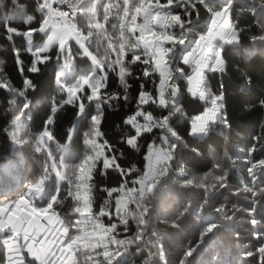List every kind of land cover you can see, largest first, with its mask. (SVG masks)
Segmentation results:
<instances>
[{"label": "trees", "instance_id": "16d2710c", "mask_svg": "<svg viewBox=\"0 0 264 264\" xmlns=\"http://www.w3.org/2000/svg\"><path fill=\"white\" fill-rule=\"evenodd\" d=\"M115 2V0H113ZM122 4V0H120ZM165 0H161L164 3ZM255 6V11L251 6ZM200 7V15L195 13L191 19L194 21V30L190 38L196 40L206 31L209 14ZM37 0H0V83L7 81L15 89L24 88L25 79L31 80L34 88L27 90V102L29 107L22 109L24 97L16 96L7 87H0V201L13 200L27 191L31 182H34L42 172L48 152L56 158L61 159L67 145L65 163L69 166L79 163V160L71 159V156L83 157L91 154L90 145L85 143V133L90 131L91 116L96 115V100L89 102L86 97L91 95V89L84 86V92L78 93L86 105L88 118H77L78 103L66 104L68 99L66 92L62 91L56 81V74L60 65L63 64L62 56L57 59L58 46L52 47L47 55L50 60L38 65L39 72H30L33 57L25 51V38L15 36L13 44L7 39L4 28L6 19H13L12 27L26 31L28 27L38 28L41 20L36 11ZM21 9L24 12H21ZM35 17L31 25L21 23L27 16ZM102 15V13H101ZM233 23L238 25L241 31L240 45L252 47L253 55L243 58V55L234 54L231 46H225L222 55L225 59V71L205 72L208 87L215 94L223 93L224 112L228 121L227 125L222 123L212 124L208 133L202 136L190 135L191 121L195 116L202 114L211 106L198 97H193L188 91V81L180 79L177 87L180 89V103L184 115L180 119L173 118V129L182 138L183 147L177 148V154L171 162L166 188L154 199L150 197L149 217L144 241L127 245L125 258L128 264H145L150 253H157L163 248L164 257L152 255L150 264H180L184 252L189 247H197L198 251L193 253L196 264H259L257 257H245L246 250L255 251L258 241L253 236V226L249 223V213L246 211L250 206H255L256 218L264 217V175L257 167L255 177L249 174L248 168L254 163L264 160V105L260 100L264 99V44L254 37L264 35V12L260 9V0H234ZM103 22V21H101ZM139 18L137 23H139ZM117 25L116 29L112 25ZM119 20L115 15V9L105 23V29L109 37L118 41ZM77 27L84 35H87L88 26L85 17L80 16ZM139 35V32L136 33ZM44 34L34 33L33 42L43 43ZM94 43L89 50L100 61V65L93 64L89 57L77 55L80 51L79 45L74 40L69 41L74 59L73 66L76 76L92 72L94 76H107L106 87L99 90L101 99L104 94L119 93L117 99L101 103L99 112L100 136L96 137L97 144L107 145L103 148V155L96 161L92 173L91 197L92 211L95 215L104 208L111 213L109 216L100 217L101 222L107 226L117 223V229L113 234L117 240L132 239L137 231V224L129 217L128 230L120 224L115 215V197L122 195L121 192H113L108 196L111 189H119L121 185L127 188H138L135 183L146 171L148 161L149 145L160 144L161 129L154 128L152 132H145L137 139V148H132L126 143L129 136L135 135V129L126 125L124 121L137 110V98L141 91L140 85H145L146 91L156 95V86L159 84V74L152 73L149 77L143 75L145 68L149 65L128 62L132 59V53L124 57V64L131 75L125 79L130 85L127 91L128 100L123 98L124 88L120 82L119 66L115 70L108 67L111 60H115L114 53L107 48L108 39L93 37ZM169 46V45H167ZM20 50L19 59L22 64L17 63L15 50ZM107 53V57H106ZM184 69L185 75L192 74V66L179 65ZM246 77H251V85H246ZM222 85V87H221ZM15 99L16 103L12 101ZM55 108V112L53 109ZM146 111L155 117L167 115V110L160 109L157 105L146 106ZM19 116V120L16 117ZM51 117L52 123L48 125L54 139L41 146L38 137L43 132L45 122ZM16 120L15 123L13 121ZM71 136V140L68 137ZM179 143V142H178ZM22 144L25 146L23 147ZM41 147V151H37ZM111 148V151H109ZM195 149L196 151H193ZM115 156L116 163L124 170L115 168L104 169V157ZM68 179L73 181L70 185L68 180L57 181L55 173L47 182L50 192L55 194L56 185L59 184V204L54 205L57 212L65 219V222H74L75 216L72 208L76 202L68 195L71 190L75 192V178L71 169L66 168ZM207 175L205 187L197 184L185 185L184 180L192 177H203ZM226 175L224 186L221 187L215 177ZM251 189L252 191H246ZM255 193V195H253ZM223 208L222 213H217L216 208ZM130 209L135 205L130 204ZM188 209V211H184ZM195 210V211H193ZM183 213V215H181ZM225 214L230 217L225 219ZM147 218V217H146ZM211 220L218 225L213 239L204 244L200 234L206 226L205 221ZM258 230L264 231V224L256 226ZM70 235H75L76 230L70 228ZM154 234V235H153ZM140 248L137 251V248ZM116 245H110V250L115 251ZM123 251V249H121ZM3 247L0 245V254ZM102 248H97L90 254L93 259H88L89 253L78 252L76 264H93L98 261L104 264V257L96 255L102 253ZM193 257H189L191 260ZM121 257H117L113 264Z\"/></svg>", "mask_w": 264, "mask_h": 264}, {"label": "snow or ice", "instance_id": "6c2138e0", "mask_svg": "<svg viewBox=\"0 0 264 264\" xmlns=\"http://www.w3.org/2000/svg\"><path fill=\"white\" fill-rule=\"evenodd\" d=\"M233 3L234 0H165L164 3H161V0H122V4L120 0H115V2L113 0H37L36 11L41 16L38 28L28 27L26 31H21L11 26L14 22L13 19L4 21L9 41L15 44V36L25 38V51L31 53L33 57L32 65L28 69L30 72H39L38 65L51 59L47 53L53 45H57V59L61 56L64 57V63L60 65L56 74L58 85L68 95V99L64 103L74 104L80 101L77 118L87 119L86 105L78 95V93L84 92V86L87 85L91 89V95H88L86 99L89 102L97 101L98 112L91 116L90 131L85 133V143L90 145L91 154H85L82 158L79 156L69 157L79 160V163L69 166L63 158L57 161L52 153L48 152L42 172L34 182L29 184L27 191L14 200L0 201V245L3 247L0 264H76L78 252L89 253L88 259L92 260L93 257L90 253L97 248L103 249L102 253H96V255L104 257V264H113L117 257H121L117 264H128L125 258L127 245L144 241L148 219H150L148 207L151 202L150 197L154 199L166 188L168 180L165 177L168 176L171 162L177 154L178 146H184L182 138L172 126L174 117L178 120L184 115L177 81L186 79L188 81L187 91L193 97H198L211 105L202 114L192 119L190 135H206L211 125L217 122L228 124L224 112L223 93L215 94L211 91L205 72L223 73L225 71V59L222 55L225 46H231L233 53L242 54L243 58L253 55L252 47L245 48L240 45L242 30L233 23ZM62 6H67V10H64ZM199 6H202L209 14V22L206 31L198 39L193 40L189 35L194 30V21L191 17L194 13L197 17L200 15ZM251 7L255 11V6ZM113 9H115V15L119 20L118 41L109 37L107 29H105V23L108 22ZM260 9L264 12V0H260ZM21 12L23 13L24 10L21 9ZM77 13L87 20V35H84L77 27ZM138 18L139 23H137ZM34 19V16L27 15L21 20V23L31 25ZM261 23H264V19L261 20ZM112 28L116 29L117 25H112ZM137 32L139 35H136ZM34 33L44 34L43 43L33 42ZM94 36H103L108 39L107 48L116 56L115 60L108 63V67L115 70V67L119 66V77L124 88L123 98L125 101L128 100L127 91L130 87L125 77L131 75L124 64V57L128 52L132 53L129 64L141 61V56L145 57L141 61V63L149 65L143 71L145 77H149L152 73L159 74L156 95L154 96L151 91H146L145 85L142 83L136 101L137 110L133 115L128 116L124 123L135 129V135L126 139V143L130 147L137 148V139L140 135L152 132L154 128L162 130L159 137L160 144L157 145L154 141L149 145L148 155L145 156L148 161L146 171L135 181L139 185L138 188L125 189V186L121 185L119 189L107 190L109 197H112L113 192L123 193L115 197V215L119 223L125 226L124 230H128L129 217L137 224L135 236L128 240H117L113 235L117 229V223L105 226L101 222L100 217L103 216H109L111 219V213L105 211L104 208H101L95 215L92 211L91 184L89 182L92 179L96 161L103 155V148L107 145V141L104 142V145H99L96 141V137L101 135L99 123L102 113L99 112V109L101 103H107L108 100L117 99L120 96L119 93H105V99H101L99 90L106 87V75L97 78L94 76L93 70L76 76V69L72 64L74 56L68 42L70 39H74L80 49L77 55L89 57L93 64L102 67L100 61L89 50L94 43ZM253 39L264 44V35ZM14 50L17 63L22 64L19 59L20 50L16 48ZM181 62L184 65L192 66V74L185 75L184 69L179 66ZM251 83V77H246V85H251ZM0 87H7L16 96L24 97L21 102L22 109L29 107L26 93L29 88L35 87L31 80L25 79L22 90L13 88L7 81L0 83ZM12 102L16 103L15 99ZM149 103L156 104L162 110H167V115L157 118L153 117L151 112L146 113L141 106ZM260 104L264 105V99L260 100ZM53 112H55V108ZM137 117H143L144 123H140ZM16 120H19V116L16 117ZM51 123L52 119L49 117L45 122L43 132L38 137V144L41 146L54 139L48 128ZM68 139L71 140V136ZM61 147L67 149V145ZM37 151H41V147H37ZM193 151L196 150L193 149ZM153 156H155V163H153ZM116 159L115 156H105L103 167L104 169L115 168L120 170L123 175L124 170L116 163ZM69 167L75 178V192L70 190L68 195L72 196L76 202L75 207L72 208V214H78V216H75L74 222L66 223L54 208V205L60 203L58 200L59 184L56 185L55 194H52L47 182L51 179L52 173H55L57 181L68 180V183L72 185L73 181L68 179L65 173V169ZM257 167L262 170L261 174L264 175V160H260L248 168L249 174L253 177H255ZM215 179L223 187L226 175L217 176ZM206 180L207 175L186 178L183 182L188 186L195 183L200 187H205ZM246 191L252 190L246 189ZM261 192H264V188L261 189ZM130 204L135 205V208L130 209ZM184 211L186 212L188 209ZM215 211L222 213L224 209L216 208ZM246 211L249 213V223L253 226L252 234L259 243L255 247V251L246 250L244 255L245 257L258 256L259 264H264V231L256 228L258 224H264V217L259 220L256 218L254 215L257 213L255 206H250ZM228 218L230 217L225 214V219ZM205 225L200 239L204 244H208L215 236L218 225L211 220L205 221ZM70 228L76 230L75 235L69 234ZM110 245L117 246L115 251L110 250ZM139 250L138 246L137 251ZM197 251V247L186 249L180 264H196L193 253ZM152 255H159L163 259V248L160 247L157 253H150L145 264H150ZM189 257H193V259L189 260ZM93 264H99V262L93 261Z\"/></svg>", "mask_w": 264, "mask_h": 264}, {"label": "built area", "instance_id": "2783aa9c", "mask_svg": "<svg viewBox=\"0 0 264 264\" xmlns=\"http://www.w3.org/2000/svg\"><path fill=\"white\" fill-rule=\"evenodd\" d=\"M53 6L55 7L56 5H53ZM62 7L64 8V10H67V6H62ZM79 16H80V14L77 13V17H76V19L79 18ZM151 105H156V104H151V103H149V104H146V105H142L141 108H142V110H144V111L147 113L148 111H146V106L148 107V106H151ZM151 114H152V113H151ZM152 115H153V114H152ZM153 117H155V116L153 115ZM137 119H138V121H139L140 123H144L143 117H137Z\"/></svg>", "mask_w": 264, "mask_h": 264}, {"label": "rangeland", "instance_id": "374dc122", "mask_svg": "<svg viewBox=\"0 0 264 264\" xmlns=\"http://www.w3.org/2000/svg\"><path fill=\"white\" fill-rule=\"evenodd\" d=\"M70 40H74V39H70ZM70 40H69V41H70ZM74 41H75V40H74ZM68 43H69V42H68ZM54 46H55V45H53V47H54ZM165 46L167 47V45H165ZM50 49H51V48H50ZM50 49H49V50H50ZM62 58H63V63H64V57L62 56ZM210 107H211V106H209V107H207V108H210ZM22 146L25 147L23 144H22ZM66 154H67V150L64 149L61 158H63V159L65 160ZM152 159H153V163H155V156H153ZM13 200H14V199H13ZM42 223H44V221H42Z\"/></svg>", "mask_w": 264, "mask_h": 264}, {"label": "bare ground", "instance_id": "6f19581e", "mask_svg": "<svg viewBox=\"0 0 264 264\" xmlns=\"http://www.w3.org/2000/svg\"><path fill=\"white\" fill-rule=\"evenodd\" d=\"M122 175V174H121Z\"/></svg>", "mask_w": 264, "mask_h": 264}]
</instances>
